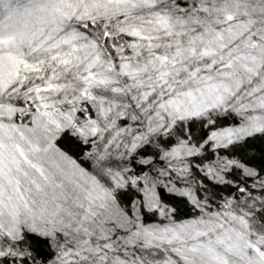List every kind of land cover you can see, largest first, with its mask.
Segmentation results:
<instances>
[{
	"label": "snow or ice",
	"instance_id": "6c2138e0",
	"mask_svg": "<svg viewBox=\"0 0 264 264\" xmlns=\"http://www.w3.org/2000/svg\"><path fill=\"white\" fill-rule=\"evenodd\" d=\"M0 264H264V0H0Z\"/></svg>",
	"mask_w": 264,
	"mask_h": 264
}]
</instances>
